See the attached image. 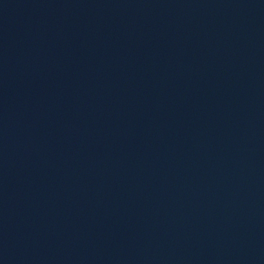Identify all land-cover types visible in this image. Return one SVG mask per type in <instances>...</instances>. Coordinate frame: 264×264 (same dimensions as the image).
<instances>
[{"label":"water","instance_id":"water-1","mask_svg":"<svg viewBox=\"0 0 264 264\" xmlns=\"http://www.w3.org/2000/svg\"><path fill=\"white\" fill-rule=\"evenodd\" d=\"M0 264H264V0H0Z\"/></svg>","mask_w":264,"mask_h":264}]
</instances>
